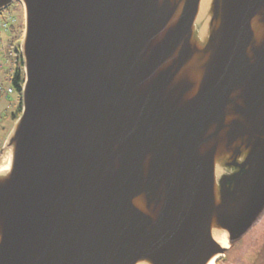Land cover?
Segmentation results:
<instances>
[{"label":"water","instance_id":"1","mask_svg":"<svg viewBox=\"0 0 264 264\" xmlns=\"http://www.w3.org/2000/svg\"><path fill=\"white\" fill-rule=\"evenodd\" d=\"M14 1L0 264H214L264 214V0Z\"/></svg>","mask_w":264,"mask_h":264},{"label":"rangeland","instance_id":"2","mask_svg":"<svg viewBox=\"0 0 264 264\" xmlns=\"http://www.w3.org/2000/svg\"><path fill=\"white\" fill-rule=\"evenodd\" d=\"M11 15L14 17V23L6 31H0V62H4L0 69L2 83L4 86L11 85L5 79V70L12 67L13 47L18 43L23 33V9L20 3L13 2L7 8L1 10L0 18ZM15 27V31H13ZM5 57H9V62H5ZM23 70V69H22ZM12 86V85H11ZM14 88L9 94L0 93V163L6 162L8 152L3 149L5 139L11 130L14 121L13 113H17L21 101L20 95ZM17 100H12L13 96ZM20 113V112H19ZM19 115V114H18ZM214 264H264V214L250 230L230 248L224 255L218 258Z\"/></svg>","mask_w":264,"mask_h":264},{"label":"trees","instance_id":"3","mask_svg":"<svg viewBox=\"0 0 264 264\" xmlns=\"http://www.w3.org/2000/svg\"><path fill=\"white\" fill-rule=\"evenodd\" d=\"M17 2V1H14ZM15 27H13V31H15ZM12 67L10 69H6L5 79L10 82L12 87L18 92L20 91V86L23 81V70H22V63H21V57L18 51V43L16 46L13 47V58H12ZM20 112V104L18 106L17 113H13V118L15 119Z\"/></svg>","mask_w":264,"mask_h":264},{"label":"built area","instance_id":"4","mask_svg":"<svg viewBox=\"0 0 264 264\" xmlns=\"http://www.w3.org/2000/svg\"><path fill=\"white\" fill-rule=\"evenodd\" d=\"M14 17L11 15H6L0 18V31H6L8 27H10L15 21ZM5 62H9V57H5ZM4 62H0V69L3 67ZM13 91V87L11 85L4 86L2 83V77L0 74V93L9 94ZM20 92V91H18ZM20 95V93H18Z\"/></svg>","mask_w":264,"mask_h":264},{"label":"crops","instance_id":"5","mask_svg":"<svg viewBox=\"0 0 264 264\" xmlns=\"http://www.w3.org/2000/svg\"><path fill=\"white\" fill-rule=\"evenodd\" d=\"M14 99L18 101V99L16 98L15 95L13 96V98H11V101L14 100ZM12 102H13V101H12Z\"/></svg>","mask_w":264,"mask_h":264},{"label":"bare ground","instance_id":"6","mask_svg":"<svg viewBox=\"0 0 264 264\" xmlns=\"http://www.w3.org/2000/svg\"><path fill=\"white\" fill-rule=\"evenodd\" d=\"M209 264H213V261H211Z\"/></svg>","mask_w":264,"mask_h":264}]
</instances>
